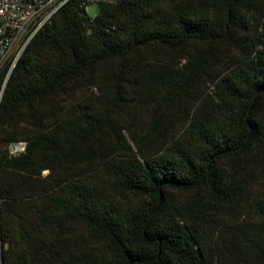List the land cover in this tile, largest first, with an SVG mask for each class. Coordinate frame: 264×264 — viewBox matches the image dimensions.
Masks as SVG:
<instances>
[{"label":"trees","instance_id":"obj_1","mask_svg":"<svg viewBox=\"0 0 264 264\" xmlns=\"http://www.w3.org/2000/svg\"><path fill=\"white\" fill-rule=\"evenodd\" d=\"M0 264H264V0L62 6L0 100Z\"/></svg>","mask_w":264,"mask_h":264},{"label":"built area","instance_id":"obj_2","mask_svg":"<svg viewBox=\"0 0 264 264\" xmlns=\"http://www.w3.org/2000/svg\"><path fill=\"white\" fill-rule=\"evenodd\" d=\"M72 0H0V100L7 79L36 33L48 24L56 12ZM87 11L91 4L112 5L119 0H75ZM26 143L8 147L10 156L25 152Z\"/></svg>","mask_w":264,"mask_h":264},{"label":"rangeland","instance_id":"obj_3","mask_svg":"<svg viewBox=\"0 0 264 264\" xmlns=\"http://www.w3.org/2000/svg\"><path fill=\"white\" fill-rule=\"evenodd\" d=\"M87 14L91 17H94L98 12V5L91 4L88 6ZM154 56L157 57L162 62H172L173 66L179 67V65L182 64V55L176 52L167 51V50H157L156 53H154ZM156 99L160 96H154ZM152 97V98H154ZM126 102L131 103V105H137L139 104L141 107L144 104H148V100H144L142 97H139L137 95L131 94L129 96H126ZM153 104V103H152Z\"/></svg>","mask_w":264,"mask_h":264}]
</instances>
